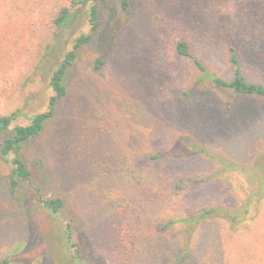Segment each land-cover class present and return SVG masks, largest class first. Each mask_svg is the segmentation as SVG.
I'll list each match as a JSON object with an SVG mask.
<instances>
[{
	"label": "rangeland",
	"instance_id": "obj_1",
	"mask_svg": "<svg viewBox=\"0 0 264 264\" xmlns=\"http://www.w3.org/2000/svg\"><path fill=\"white\" fill-rule=\"evenodd\" d=\"M126 1V8L123 0L97 3L100 22L97 31L88 44L79 48L64 78L65 86L76 98L66 103L69 104L66 111L59 108L46 121L41 138L20 150L31 171L30 184L39 186L44 196L70 195L72 189L52 177L53 161L59 157L56 158L52 149L46 151L44 141L53 143L57 135L64 137V141L69 140L72 148H80L79 154L85 157L86 164L96 163L106 147L114 146L116 137L121 138L125 131L132 129L146 143L159 133L163 141L152 146L163 148L170 147L182 136L190 142L197 138L219 158L231 157L242 165L250 161L264 139V99L236 96L233 108L227 110L223 101L235 95L203 80L196 86L195 93L183 100L182 92L195 87L200 71L188 57L178 55L175 47L178 41H185L207 71L230 79L235 68L229 48L236 46L246 79L264 84V0ZM68 2L0 0V115L22 106L30 112L47 110L52 90L35 74L34 66L43 46L52 40V18ZM89 28V25L84 27L86 31ZM99 55L104 56L106 62L96 70L93 62ZM146 91L153 92L157 98L147 95ZM131 102L136 107L148 106V110L143 111L145 117L141 126L133 125L136 117L131 111ZM72 107L78 108L80 117ZM150 110L155 112L153 116ZM169 112L171 117L166 119ZM14 123L26 124L28 120L19 117ZM9 133L0 134V140ZM170 135L173 137L166 142L164 139ZM189 166L199 180L204 173H215L218 164L202 155L195 157ZM6 171L5 164L0 163V258H12L9 264H50L39 237L30 233L23 206L10 201L3 180ZM82 173L74 189L75 196H80L78 202L86 201L81 198L84 192H95L92 191L95 184H90L91 176L99 175L105 180L103 173L89 171V168ZM242 180L237 173L222 174L202 184L194 196L199 202L228 203L233 197L242 196ZM89 184L90 187L82 191V186ZM103 185L100 184L97 191V194L103 192L99 202L93 201L87 206L100 210V217L107 219L106 225L99 223L95 252L87 253L95 264H107L102 240L104 236L113 238L105 233L110 231L119 237L117 231L124 228V223L127 226L128 218L123 195L114 198L115 194L112 197L101 189ZM112 198L115 209L124 211L123 217L118 218L116 213L110 217L104 215L108 202L113 203ZM173 214L168 209L164 216ZM244 221L233 232H221L225 264H264V201L257 216ZM80 228L76 226L75 236ZM55 240L48 246L50 251L58 243ZM207 247L199 255L202 262L209 259L213 251ZM146 263L164 264L156 256Z\"/></svg>",
	"mask_w": 264,
	"mask_h": 264
},
{
	"label": "trees",
	"instance_id": "obj_2",
	"mask_svg": "<svg viewBox=\"0 0 264 264\" xmlns=\"http://www.w3.org/2000/svg\"><path fill=\"white\" fill-rule=\"evenodd\" d=\"M99 1L102 0H69L52 18V40L43 46L34 66L35 74L39 75L42 81H46L52 90L47 110L30 112L22 106L8 114L0 115V134L10 132L0 140V163L7 167L3 180L10 201H16L23 206L22 212L28 220L30 233L39 237L41 246L48 253L50 264H95L87 253H92L93 250L95 252L99 223L106 225L107 219L100 217V210L87 206L102 196L103 192L97 194L100 184H104L101 189L107 191L108 195L113 197L115 194L114 198L123 195L128 205L125 209L128 214H132L125 212L128 217L125 221L127 226L124 223V228L117 231L119 237L110 231V234L105 233L113 238L104 236L102 240L107 264H147L146 262L155 256L164 264H225L221 232H233L237 230L238 224L245 222L244 220L249 217L254 219L264 201V139L250 161L242 165L231 157L219 158L197 138H192L193 141L190 142L182 136L170 147L163 148L152 146V143L156 145L163 141L158 132L157 136H153L146 143L137 135L136 130L132 129L125 131L126 133L119 137L120 140L116 137L114 146L106 147L107 150L96 163L86 164L85 157L79 154L81 149L72 148L69 140L64 141V137L57 135L53 143L44 141V144L47 152L52 149L56 158L59 157L53 161L52 177L63 186L72 187L70 195L54 193L47 197L41 193L39 186L30 184L31 171L21 157L20 150L32 140L41 138L46 121L59 108L66 111L69 106L66 103H71L76 98L65 86L64 78L79 48L88 44L93 38V33L97 31L100 23L97 5ZM126 5L127 1L123 0V7L126 8ZM86 25L90 26L88 31L84 29ZM175 47L178 55L188 57L200 71L195 80V87L182 92L183 100H186L203 80H209L215 86L235 95L234 98L223 101L227 110L233 108L236 96L264 99V84L246 79L241 71L239 50L236 46L229 48L231 62L235 68L230 79L207 71L205 64L189 50L185 41H178ZM105 62L106 58L99 55L93 62V68L99 70ZM146 94L157 98L151 91H146ZM129 97L131 98V93ZM156 105L161 107L159 103ZM72 110L80 117L77 107H72ZM146 110L147 104H139L136 107L132 103L131 111L136 117L133 125H143V111ZM149 112L152 116L155 113L151 110ZM170 114L171 112L165 118H170ZM19 117L27 119L28 123L15 124ZM126 125L130 126L131 123L127 122ZM60 133L62 131H58V134ZM172 137L167 136L164 140L167 142ZM202 155L214 160L218 166H215V173H204L196 180L189 164L195 161V157ZM88 168L89 171L103 173L105 180L102 181L99 175L91 176L89 180L90 184H95L92 190L95 192H84L81 198L86 201L78 202L80 196H75L74 189L81 179L79 175ZM226 173L242 176V196L239 199L237 196L233 197L232 201L223 204L199 202L194 196L197 188ZM90 184L83 185L82 191L87 186L90 187ZM114 198L113 203L108 202L107 213L104 215L110 217L116 213L117 217L121 218L124 211L115 209ZM168 209L175 214L164 216ZM77 225L81 227V231L75 236ZM54 240L58 243L53 251H50L48 246L54 244ZM23 243L25 241L20 242L17 247L21 248ZM207 246L213 251L210 258L202 262L199 255L208 248ZM11 260L10 257L0 258V264H9Z\"/></svg>",
	"mask_w": 264,
	"mask_h": 264
}]
</instances>
